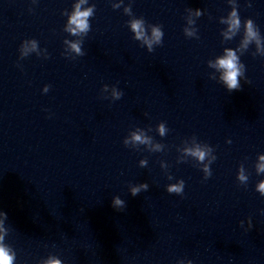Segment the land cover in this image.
I'll use <instances>...</instances> for the list:
<instances>
[{"label": "water", "instance_id": "95a60500", "mask_svg": "<svg viewBox=\"0 0 264 264\" xmlns=\"http://www.w3.org/2000/svg\"><path fill=\"white\" fill-rule=\"evenodd\" d=\"M75 2L0 0V211L14 264H264V196L255 191L264 174L254 167L264 154V55L254 42L240 48L243 27L225 39L221 23L235 4L264 40V0H123L115 9L118 0H88L91 30L72 36L62 13ZM196 8V37L186 38ZM132 18L162 26L151 53L133 38ZM28 39L39 55L21 59ZM77 40L82 56L66 51ZM226 48L245 66L231 92L208 65ZM104 85L103 95L116 86L121 99H103ZM137 128L162 150L126 147ZM193 142L216 156L207 180L181 151ZM179 180L183 194H169Z\"/></svg>", "mask_w": 264, "mask_h": 264}, {"label": "clouds", "instance_id": "9594fccd", "mask_svg": "<svg viewBox=\"0 0 264 264\" xmlns=\"http://www.w3.org/2000/svg\"><path fill=\"white\" fill-rule=\"evenodd\" d=\"M35 2V0H33ZM123 4V0H118L112 7L120 8ZM87 5V6H86ZM95 5H88V0H76L72 5L71 11H65L62 15L66 16L65 31L72 36H85L91 30L89 23L90 18L94 15ZM124 13L131 16V7H124ZM203 14L200 8L188 9L187 25L183 29V34L186 38L196 37V29L192 27L195 21L192 17H200ZM221 23L227 25L226 29L222 33L225 39H231L237 35L241 27H243V38L241 42V49H246L249 44L255 43L257 46V52L264 55V40H262L259 30L251 19H247L241 23L239 12L235 4H233L231 11L226 17L221 19ZM129 30L133 33V38L141 42L143 46L151 53L155 46H160L163 41L164 32L160 24H146L143 18H132L128 23ZM68 45L66 51L74 53L76 56H82L84 53L81 51L82 41H65ZM237 49L226 48L224 54L216 57L215 60L209 61V67L216 70L219 73L218 79L222 85L229 91L237 90L240 88V79L244 76L245 66L240 62L237 55ZM20 58L28 57L31 53L36 52L39 55L38 41L35 39L24 40L20 45ZM45 59L48 56L44 57ZM67 58V57H66ZM74 58V57H73ZM43 93L49 91V86L45 85L42 89ZM109 92V86L104 85L102 89V98L110 101L120 100L123 96V91L116 86H112L110 89V96L103 95V93ZM147 115V113H145ZM167 129L163 122L157 125V132L160 136H164ZM230 142V141H229ZM123 144L127 147L129 145L135 147L137 145H144L149 148L150 151H161L162 145L153 144L152 138L148 136L142 129L129 133L127 137L123 139ZM184 155L193 157L199 164L203 165L202 171L204 173V179L207 180L211 175L210 165L216 160V156L213 155V148L208 144H201L193 142L191 145H185L181 150ZM207 161V162H205ZM140 166H146V161L141 160ZM163 166V165H162ZM257 175L264 174V154H259L257 162L254 165ZM171 179V177H169ZM236 179L244 183L248 177L244 173L243 166H240L237 170ZM185 182L183 180L177 181L175 184L166 185V191L169 194L182 195L184 192ZM148 185L144 183L141 186H133L130 191L133 196H136L141 189L147 190ZM255 191L261 196H264V179H260L255 185ZM114 208H120L124 206V201L119 197H114L112 201ZM7 218V214L0 211V264H14L15 253L12 249L4 243V237L7 234V230L4 227V220ZM44 264H61V261L55 257H49ZM179 264H185L184 261H180ZM187 264H192L191 260L187 261Z\"/></svg>", "mask_w": 264, "mask_h": 264}]
</instances>
